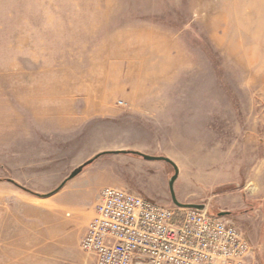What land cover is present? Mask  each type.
Listing matches in <instances>:
<instances>
[{
	"label": "rangeland",
	"instance_id": "1",
	"mask_svg": "<svg viewBox=\"0 0 264 264\" xmlns=\"http://www.w3.org/2000/svg\"><path fill=\"white\" fill-rule=\"evenodd\" d=\"M116 149L172 159L177 199L224 212L248 264H264V0H0L1 201L15 191L17 218L34 219L60 193L63 208L41 210L75 247L106 186L173 204V165L132 153L56 190ZM18 228L44 244L33 222ZM64 255L49 248L43 264Z\"/></svg>",
	"mask_w": 264,
	"mask_h": 264
},
{
	"label": "built area",
	"instance_id": "2",
	"mask_svg": "<svg viewBox=\"0 0 264 264\" xmlns=\"http://www.w3.org/2000/svg\"><path fill=\"white\" fill-rule=\"evenodd\" d=\"M80 248L95 264H248L253 246L230 219L106 186Z\"/></svg>",
	"mask_w": 264,
	"mask_h": 264
},
{
	"label": "crops",
	"instance_id": "3",
	"mask_svg": "<svg viewBox=\"0 0 264 264\" xmlns=\"http://www.w3.org/2000/svg\"><path fill=\"white\" fill-rule=\"evenodd\" d=\"M10 179L12 178H8L9 181H11ZM11 193L16 195L15 191L10 190L9 197L7 199L4 197L3 201H1L0 198V264H43V259L48 260L49 248H55L62 254H65L62 259L68 261L70 264H80V256L75 253V248L77 247L81 250L80 243L82 237L78 239L76 247L67 244V241L64 237L54 234V218L44 217V212L41 210L45 205H52L53 207L62 206L63 208V203L65 202L61 204L57 198L60 193L56 194L57 197L55 198L46 199L47 201H41L39 203L36 202L34 203L35 205H32V201H30V199L23 197V200L29 202V205L35 206L34 208L38 209V214L43 217L34 219L17 218L16 213L18 204L16 202V196H11ZM22 204L24 203H20V205ZM91 210L92 208L87 214L86 221L84 222L83 235L86 231L87 223L93 215V210ZM65 214L66 216L70 215L69 212H66ZM24 222H33L34 225H37L39 228V234H37V238L35 239H38V241L44 244H40L35 247L27 245L26 242H28V239L31 236L29 229L18 228V226Z\"/></svg>",
	"mask_w": 264,
	"mask_h": 264
},
{
	"label": "water",
	"instance_id": "4",
	"mask_svg": "<svg viewBox=\"0 0 264 264\" xmlns=\"http://www.w3.org/2000/svg\"><path fill=\"white\" fill-rule=\"evenodd\" d=\"M127 154V153H132V154H137L142 156L143 158L147 159V160H151V161H166L169 162L170 164L173 165L174 169H175V173L170 177L169 179V190H170V194H171V199L172 202L175 206L180 207V208H195L198 210H205L207 207L205 204L203 203H185L182 201H179L177 199L176 193H175V182L179 176V168L176 165V163L170 159L167 156H163V155H151V154H146L143 153L141 151L138 150H132V149H116V150H106V151H102L97 153L96 155H94L93 157L89 158L87 161H85L83 164H81L80 166L76 167L75 169H73L71 171V173L69 174V176L60 184V186L56 189L59 190L61 189L70 179L76 177L85 166L91 164L93 161H95L98 157H100L103 154ZM11 181L15 182L14 180L10 179ZM16 183V182H15ZM218 215L222 216L224 215V212L219 213Z\"/></svg>",
	"mask_w": 264,
	"mask_h": 264
}]
</instances>
